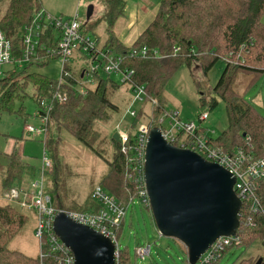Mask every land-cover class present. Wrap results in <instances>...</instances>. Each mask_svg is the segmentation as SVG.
<instances>
[{"label": "trees", "instance_id": "obj_1", "mask_svg": "<svg viewBox=\"0 0 264 264\" xmlns=\"http://www.w3.org/2000/svg\"><path fill=\"white\" fill-rule=\"evenodd\" d=\"M109 9L106 16L111 25L124 11L125 0H108ZM40 0H10L8 8L0 18V28L6 33L15 46L20 42V33L25 26L30 25L33 13L42 8ZM264 0H162L160 9L153 21L140 34L134 46L147 45L156 47L165 57L136 58L128 55L130 47L124 46L115 39L107 42L110 47L123 53V68L134 70V81L143 84L149 98L157 101L156 112L165 108V89L175 71L182 65L193 66L194 60L207 74L219 59H224L230 53L236 54L242 45L250 46V52L243 64L226 63V67L214 87L216 93L227 104L229 116L228 128L220 134L219 144L230 147L243 144L244 133L251 137L256 148H261L264 142V117L254 108L244 94L235 91L233 84L239 73L255 74V80L264 73ZM43 44H51L54 32L49 29L41 39ZM251 41L253 45H250ZM175 47H180L174 53ZM41 54H44L40 47ZM50 57L47 58L49 60ZM46 61L41 62L44 64ZM198 67V66H197ZM84 68L81 70V72ZM194 72V70H193ZM81 75V73H80ZM22 76L21 78H17ZM98 82L89 87L87 95L78 93L70 87V96L66 103L56 105L51 113L48 131L45 138V147L52 146L58 139L51 136L48 139L51 123L60 130H67L77 139L92 147L89 142L97 120L110 117V110H117L108 95V85L118 86L110 75H98ZM73 82V79H70ZM56 80L47 78L38 72L19 71L17 64L5 71L0 77V108L12 110L15 98L21 96L30 85H33L37 104L41 98L51 95L55 89ZM201 106L214 108L218 100L212 98L210 102L201 97ZM208 112V111H205ZM142 113H139V116ZM117 153L110 164L109 174L101 181V185L119 200L135 195L134 186L124 176V158L119 151V144L114 139ZM177 146L178 144L175 143ZM93 148V147H92ZM9 163L4 166L0 161L1 189L13 188L28 190L30 182L37 175V168L27 162L18 149L8 154ZM56 169V165H55ZM52 170V169H51ZM50 170V171H51ZM49 172V171H48ZM1 191V192H2ZM0 192V195H1ZM258 195L264 205V183L258 184ZM53 203L59 209L76 211H97L99 205L92 202L84 206H64L60 203L57 190L53 193ZM151 210V207L149 208ZM29 219L25 209L12 203L0 202V264H39L37 256H31L20 249H11L7 246L22 230ZM125 220L118 230L122 233ZM239 234L242 245L251 247L258 239L264 240V220L259 219L254 227H241ZM240 247V246H239ZM228 251V250H227ZM118 264H131L128 252L121 249ZM233 264H264V255L257 258H242Z\"/></svg>", "mask_w": 264, "mask_h": 264}, {"label": "rangeland", "instance_id": "obj_2", "mask_svg": "<svg viewBox=\"0 0 264 264\" xmlns=\"http://www.w3.org/2000/svg\"><path fill=\"white\" fill-rule=\"evenodd\" d=\"M42 8L54 16L61 15L65 18L78 14L82 29L86 33L98 39L100 48L113 39L120 41L123 45L132 47L140 34L153 21L160 9L162 0H125L124 11L111 25L106 13L109 9L108 0H40ZM10 0H0V18L6 12ZM93 5V13L88 17V7ZM147 6L145 10L143 6ZM264 22V15L262 17ZM40 62H24L18 66V70L38 72L52 80H58L62 76V62L59 58H50ZM199 60L193 61V66L182 64L170 78L165 89V107L179 111L180 118L184 121H199L200 115L208 111L209 118L203 125L209 130L212 137H217L228 128L229 116L227 104L216 93L214 87L218 83L225 67L226 61L219 59L212 69L204 74L198 64ZM91 61L75 52L68 62L72 74L80 78L83 68H88ZM198 66V67H197ZM12 65H5L4 70ZM194 70V72H193ZM255 74L239 73L233 87L236 92L244 94L254 108L264 117V73L255 79ZM18 76L17 78H21ZM111 78L118 86L108 85V95L118 106L117 110H110V117L104 120H97L94 131L89 139L90 144L86 145L77 139L67 130L58 129L54 123L50 124L48 139L51 136L58 139L52 146L45 147V134H26V125L41 126L42 121L36 115L38 104L33 97V85H30L24 92L15 98L12 110L0 108V161L4 166L8 165V154L13 149H18L23 158L33 164L40 173L44 155L52 161V170L45 174L44 189L47 194L53 195L57 190L60 203L64 206H84L94 202L93 191L97 185L109 174L110 164L117 148L113 141V135L118 130L117 125L130 127L137 122L149 123L153 116V103L150 101L139 102L134 100L132 85L130 83H119L120 76L112 74ZM95 84L82 80L76 85L78 91L86 87H94ZM210 102L212 98L218 100V105L210 107L201 106V97ZM131 110L142 113L139 119L131 116ZM155 117V118H157ZM164 117L163 115L159 116ZM164 127L169 129V119L164 122ZM214 130V132H213ZM231 146V145H229ZM231 148V147H230ZM56 165V169H55ZM0 173V189H1ZM21 190V189H19ZM29 190H21L26 194L16 200H6L1 192V203H12L25 209L29 219L17 236L9 241L7 246L11 249H20L31 256L39 253V239L36 235L37 215L32 208L25 207L21 202L30 201ZM122 201L127 198H121ZM120 249L128 252L131 264H191L188 260L186 246L179 240L160 234L155 223L152 210L136 199L131 203L125 217V225L119 236ZM140 245H151V254L145 259L137 255L136 249ZM264 255V240L258 239L251 247H235L225 252L217 264H233L234 261L242 258H257ZM195 264H200L199 262Z\"/></svg>", "mask_w": 264, "mask_h": 264}, {"label": "built area", "instance_id": "obj_3", "mask_svg": "<svg viewBox=\"0 0 264 264\" xmlns=\"http://www.w3.org/2000/svg\"><path fill=\"white\" fill-rule=\"evenodd\" d=\"M54 32V40L51 44H43L42 38L51 29ZM250 45H253L251 41ZM40 47L44 54H41ZM180 47H175L176 54ZM79 52L81 56L90 59L91 64L84 68L80 78L70 71L68 62L71 56ZM128 55L136 58H162L165 57L156 47L147 45L134 46L128 49ZM250 46L242 45L241 50L236 54L230 53L224 58L226 63L243 64L245 56L249 54ZM124 54L110 47L100 48L98 39L82 29L78 14L65 18L61 15L54 16L44 8L33 13L32 23L25 26L20 33V42L15 46L6 33L0 28V77L4 76L5 65L17 64L21 66L24 62L34 63L50 58H59L62 62V76L56 80L55 89L51 95L41 98L38 102L36 115L40 117L41 126L26 125V134H47L50 116L56 105L66 103L70 96L69 88H74L78 93L87 95L89 87L78 91L76 85L82 80L90 84H97L98 75L118 74L119 83H130L134 100L139 102L150 101L153 103V114L156 113L158 103L155 99L149 98V94L143 84L134 81V70L123 68ZM83 74V76H82ZM73 79L71 82L70 79ZM131 116L139 119V113L131 110ZM153 116L147 124L137 126L134 122L130 127H122L118 124L119 151L124 158V176L134 186L135 195L125 202L116 198L108 192L101 184L93 191L94 202L99 205L97 211H76L59 209L53 203V196L47 194L44 189L45 174L52 168V161L44 155L40 173L30 182V201H23L21 204L32 208L37 215L36 235L39 239V253L37 255L39 264H76V258L72 249L59 237L54 228L56 215L63 211L74 221L87 225L95 231L111 239L115 245L116 264L119 262L120 245L118 230L125 220L127 210L136 199L141 201L147 208L151 207L146 177V150L149 135L152 127L159 126L163 136L178 147L190 149L206 160L220 164L228 169L236 177L234 190L241 201L239 210V229L235 235H222L203 253L197 262L200 264H217L227 250L242 245V238L239 234L241 219L243 227H254L259 219L264 220V205L258 195V184L264 183V142L261 148H256L251 137L246 134L243 144H236L226 147L219 144L220 135L212 137L203 122L209 118L208 112L200 115L199 121H184L180 113L174 109L164 108L162 112ZM163 115L164 117H159ZM157 117V118H155ZM169 119V129L164 127V122ZM214 132V130H213ZM53 167V166H52ZM26 198V194L13 188L3 198L13 201ZM151 245H140L136 252L139 257L145 259L151 254ZM189 260V259H188Z\"/></svg>", "mask_w": 264, "mask_h": 264}, {"label": "water", "instance_id": "obj_4", "mask_svg": "<svg viewBox=\"0 0 264 264\" xmlns=\"http://www.w3.org/2000/svg\"><path fill=\"white\" fill-rule=\"evenodd\" d=\"M93 9L89 5L88 17ZM113 139L119 142L117 131ZM145 177L160 234L181 241L191 264L197 263L218 237L237 233L241 201L234 190L235 175L190 149L172 144L159 126L150 131ZM54 228L74 252L76 264H116L110 238L63 211L56 215Z\"/></svg>", "mask_w": 264, "mask_h": 264}, {"label": "crops", "instance_id": "obj_5", "mask_svg": "<svg viewBox=\"0 0 264 264\" xmlns=\"http://www.w3.org/2000/svg\"><path fill=\"white\" fill-rule=\"evenodd\" d=\"M143 8L146 10L147 9V6L145 5V6H143ZM122 44V43H121ZM125 46V45H124ZM106 46H103L102 48H105ZM128 47V46H127ZM13 151V150H12ZM11 151V152H12ZM31 164V163H30ZM36 176H38V173H37V175ZM36 178V177H35Z\"/></svg>", "mask_w": 264, "mask_h": 264}]
</instances>
